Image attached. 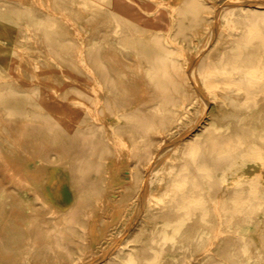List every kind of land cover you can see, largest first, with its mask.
<instances>
[{
    "label": "bare ground",
    "instance_id": "bare-ground-1",
    "mask_svg": "<svg viewBox=\"0 0 264 264\" xmlns=\"http://www.w3.org/2000/svg\"><path fill=\"white\" fill-rule=\"evenodd\" d=\"M160 253L264 264V0H0V264Z\"/></svg>",
    "mask_w": 264,
    "mask_h": 264
},
{
    "label": "rangeland",
    "instance_id": "rangeland-1",
    "mask_svg": "<svg viewBox=\"0 0 264 264\" xmlns=\"http://www.w3.org/2000/svg\"><path fill=\"white\" fill-rule=\"evenodd\" d=\"M38 161H40L38 158H36L35 160H34V162H37V164H39L40 162H38ZM120 176H125V172H124V170H122V171H120V174H119ZM64 187H66V184H65V186ZM103 213V209H100L99 211H98V216L100 215V214H102ZM123 237V236H122ZM104 253H108V251L106 252H104ZM164 254L165 253H160V256L155 260H153V262L155 263V264H158L160 261H161V259H162V257L164 256Z\"/></svg>",
    "mask_w": 264,
    "mask_h": 264
}]
</instances>
